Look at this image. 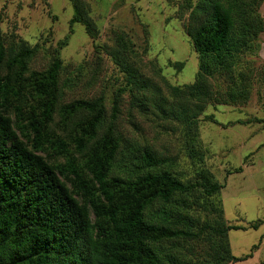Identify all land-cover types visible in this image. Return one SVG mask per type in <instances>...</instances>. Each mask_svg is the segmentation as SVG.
I'll return each instance as SVG.
<instances>
[{"label": "trees", "instance_id": "1", "mask_svg": "<svg viewBox=\"0 0 264 264\" xmlns=\"http://www.w3.org/2000/svg\"><path fill=\"white\" fill-rule=\"evenodd\" d=\"M182 1L177 6L189 10L184 30L198 70L190 84L166 86L167 111L161 103L155 107L182 126L185 156L199 160L189 177L174 172V159L117 131L126 88L114 94L109 115L102 96L60 100L59 48L67 35L44 69L30 70L36 46L6 42L0 31V264H227L251 255L230 253L226 233L239 226L226 224L222 184L202 168L196 116L210 101L243 105L250 78L263 76L258 66H246L249 61L240 65L247 54L257 59L262 0ZM69 2V24L80 23L93 37L87 5ZM120 47L122 40L112 57L143 96L130 101L145 108L148 87ZM185 101H191L189 115ZM254 120L264 126L263 119Z\"/></svg>", "mask_w": 264, "mask_h": 264}, {"label": "rangeland", "instance_id": "2", "mask_svg": "<svg viewBox=\"0 0 264 264\" xmlns=\"http://www.w3.org/2000/svg\"><path fill=\"white\" fill-rule=\"evenodd\" d=\"M189 1L193 4L196 0ZM83 2L95 27L93 37L85 33L80 23L69 24L72 14L69 0H0L2 38L6 42L23 40L35 45L28 67L42 70L58 41L67 35L66 44L59 48L63 66L58 73L60 100L102 96L109 115L114 94L126 88L120 94L115 119L117 131L126 139L150 145L161 156L174 159L171 165L174 172L183 177L192 176L199 160L185 156L182 126L171 115L159 114L155 107L161 103L167 111L171 97L166 86L190 84L198 70L196 54L184 30L189 10L178 8L177 4L183 5L182 0ZM257 10L263 21V30L256 38L259 43L264 40V0ZM119 40L125 44L124 49L120 47L124 59L136 68L148 87L143 91L147 97L145 108L130 101V98H143L142 92L135 93L136 84L112 57ZM246 61L248 68L258 66L257 72L264 71V62H258L254 55L247 54L240 65ZM174 62H181V67L174 66ZM222 78L218 82L225 86ZM250 86L249 99L243 105L210 101L197 110L196 116L198 146L204 154L202 168H207L222 184L218 198L226 224L239 226L227 230L230 253L236 257L251 253L245 259L227 264H264V128L256 124L262 123L259 121L239 123L251 121V115L264 120V110L251 107L254 98L264 99V74L260 79L251 77ZM190 102H184L187 115L192 109ZM175 109L181 108L175 105ZM221 122L226 124L222 127ZM237 167L240 170H232ZM257 219L262 223L248 226ZM203 250L201 245L196 246L200 257Z\"/></svg>", "mask_w": 264, "mask_h": 264}, {"label": "crops", "instance_id": "3", "mask_svg": "<svg viewBox=\"0 0 264 264\" xmlns=\"http://www.w3.org/2000/svg\"><path fill=\"white\" fill-rule=\"evenodd\" d=\"M257 59H258V62H264V40H262V41H259V47H258V51H257ZM262 93L263 92H260V95L262 96ZM258 102H260V103H262V105L263 106H260V103H258ZM259 105V106H258ZM240 107H242V106H240ZM251 107L253 108V107H261V109L262 110H264V99H263V96H262V98L261 99H253V103L251 104ZM243 108V107H242ZM248 113V112H247ZM254 115H251V117H252V119H251V121H249V119H247V120H245L244 122H239V123H249V124H251V123H256V120H254L255 118L254 117H256V116H254ZM258 117V116H257ZM256 117V118H257ZM260 117V116H259ZM248 118V117H247ZM260 118H262V117H260ZM240 119H242V118H240ZM244 119V118H243ZM221 125L220 126H224L225 124H226V122L225 123H220ZM256 124H258V126L259 127H261V128H264L263 126H261V124L262 123H256ZM219 125V124H218ZM228 125V124H227Z\"/></svg>", "mask_w": 264, "mask_h": 264}]
</instances>
